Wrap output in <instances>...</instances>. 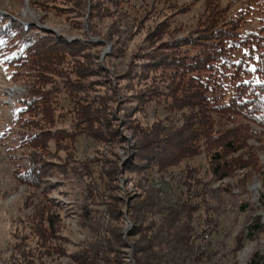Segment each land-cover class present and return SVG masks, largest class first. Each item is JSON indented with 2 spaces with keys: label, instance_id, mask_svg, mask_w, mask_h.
<instances>
[{
  "label": "trees",
  "instance_id": "trees-1",
  "mask_svg": "<svg viewBox=\"0 0 264 264\" xmlns=\"http://www.w3.org/2000/svg\"><path fill=\"white\" fill-rule=\"evenodd\" d=\"M72 1L80 3L79 0ZM129 2L90 0V26L95 27L100 16L112 14L123 23H143L144 19L133 17L126 9ZM250 4L252 8L262 6L264 0H251ZM178 10L187 11L188 8ZM249 12L244 9L234 11L231 3L225 4L222 0H205L204 11L196 27L186 35L180 36L179 29L171 30L169 18L155 25V38L163 32L169 33L170 38L159 43V47H154L153 51L133 58L132 65L135 66H131L121 78L122 84H119L121 88L129 84V96L138 104L137 110H133V107L126 110L122 106L113 109L114 105L111 106L110 97H115L117 75L111 72L107 74L104 65L98 62L102 53L94 51L104 45L105 40L95 41L90 38L70 41L44 31L34 23L23 25L9 12H0V40L4 41L0 49L14 51L5 61L14 67L12 75L15 80L23 79L31 86L28 93L18 99V109L13 120L19 133L20 147L25 150L28 163L15 169L16 180L41 189L43 196L49 197L48 190L54 183L48 184L41 180L51 174V170L54 171L53 166L59 164L45 158L61 152L72 156L74 142L82 134L100 140L119 141L122 139V131L116 124L132 130L140 140L147 138L141 144L137 138L136 154L127 164L134 171L155 167L164 169L181 159L203 153L209 155L211 173L217 175V180L235 178L238 176L235 171L238 170L248 174L262 167L259 152L264 148V26L241 35L240 29ZM123 42V39L117 44L114 42V50L106 54V57L118 55L121 47L118 43ZM238 50H243V53L236 60L235 53ZM87 54L93 56L94 62L87 60ZM95 76H101V79H88ZM229 81L233 82V86L229 85ZM99 85L105 87V94L91 95L93 88ZM221 88L224 93L220 95L218 90ZM62 98L71 103L67 111L71 119L67 126L59 125L64 116L57 113ZM162 98L167 99L168 108L182 109L195 104L199 109L185 114L182 126L171 132H167L170 129L165 124L164 128L158 125L145 128L140 125L132 114L140 112L148 102ZM137 157L139 160L135 161ZM109 176L105 180V199L99 201V197L94 194L89 198V203L96 200L110 216L115 215V218L120 219L123 212H115L113 207L115 204H123L125 199L117 194L112 195L113 177ZM206 186L205 192H199L200 195L204 193L200 201L193 203L186 200L168 205L160 224L154 223L153 215L160 213L158 210L164 207V198L159 190L164 197V187L154 190L153 201L142 195L130 196L134 210L130 216L133 229L129 235L139 236L132 244V257L136 264H221L215 258L222 259L236 254L242 246L239 234L228 251L215 246L210 248L208 242L203 244V234L207 231L212 234L218 230L220 222L213 217H207L202 222L191 219L192 213L201 207H205L209 215L211 212H219L224 199L221 194L212 193L217 190L233 192L230 183L214 189H207ZM199 194L196 191L194 196ZM58 207L59 204L47 198L28 216L31 222H36L33 227L41 226L43 231L36 236L42 241L53 234L54 225L60 218ZM248 208L249 205L245 204L243 210ZM262 228L261 224H249L248 236L255 238L256 232ZM119 229L118 234L110 230L106 243L96 239L95 244L103 247L98 252L92 253L87 248L81 251L79 262L105 264L101 259L104 257L111 264H127L123 248L128 245L122 238L121 226ZM53 249L48 246L46 250H56L57 253L62 251L60 247ZM248 264L264 262L256 252L251 255Z\"/></svg>",
  "mask_w": 264,
  "mask_h": 264
},
{
  "label": "rangeland",
  "instance_id": "rangeland-1",
  "mask_svg": "<svg viewBox=\"0 0 264 264\" xmlns=\"http://www.w3.org/2000/svg\"><path fill=\"white\" fill-rule=\"evenodd\" d=\"M79 1L80 3L76 4L72 0H0V11L9 12L23 25L30 22L42 30H44L42 27H46L49 30L44 31L70 41L90 38L95 41L105 40L106 43L95 48L94 51L102 53L98 62L104 65L103 69L107 74L111 72L117 75L115 97L113 95L110 97L111 106L114 105L113 109L122 106L126 110L128 107H133V110L138 107L129 96V84L122 88L119 85L122 84L123 75L131 66H135L132 65L134 63L132 59L142 53L153 51L159 43L170 38V34L166 32L155 38L153 27L169 18L171 30L179 29V35L184 36L196 27L205 8V0H129L126 9L133 17L144 19L143 23L138 25L131 24L132 22L123 23L120 18L112 14L100 16L96 20L97 25L91 27L90 0ZM222 1L225 4L231 3L234 11L238 12L242 9L250 11L240 29L241 35L264 26V4L252 8L249 7L251 0ZM87 4L88 6L85 7ZM185 7L188 8L187 11L178 10ZM121 39L124 42L118 43V46L121 44L119 54L106 57V54L114 50V42L117 44ZM106 50L109 52L104 55ZM13 53L14 51L0 49V61H2L0 63V264H81L78 256L81 251L87 248L92 253L98 252L103 247H98L102 246L101 244H95L96 239L99 238L102 243H106L108 241L106 236L110 230L113 229L112 231L118 234L120 226L122 238L128 245L123 248L126 252L125 263L136 264L132 257L134 251L132 244L139 236L129 235L133 229L130 216L132 217L131 212L134 210L130 204V196L142 195L143 198L153 201L154 190L157 187H164L166 189L164 197L159 189L162 199L164 198V207H160L158 210L160 213L153 215L154 223L160 224L166 215V207L171 203L186 200L195 203L201 200L204 193L200 195L199 192L200 190L205 192V184L207 189H214L226 183H230L232 193L226 190L212 193L221 194L224 199V204L218 209L219 212H211L209 215L205 207H201L192 213L191 219L192 221L199 219L202 222L207 217H213L215 221L220 222L218 230L212 232L210 248L215 246L228 251L239 234L241 248L235 255L230 254L222 259L215 258L221 264H248L251 255L256 252L262 256L264 262V148L259 152L262 167L248 174L235 171L238 175L235 178L217 180V175L211 173L207 153L181 159L164 169L155 167L134 171L128 168L127 164L136 154L138 137L132 130L116 124L122 131V139L119 141L100 140L82 134L74 142L72 156L61 152L45 158L51 163L59 164L53 166L54 171L51 170L52 173L41 180L47 181L48 184L54 183L48 190L49 197L45 198L41 189L17 181L15 169L28 163L27 154L20 147L19 133L13 125V120L18 109V99L27 94L31 86L23 79H14L12 75L14 67L5 61ZM242 53L243 50L236 51V60L242 57ZM87 60L94 62L93 56L88 54ZM99 78L101 79V76L88 79L99 80ZM126 82L127 80L124 81ZM229 85L233 86V82L229 81ZM104 88L101 85L94 87L91 95L105 94ZM218 91L220 95L224 93L222 88ZM70 106L68 99L59 100L57 113L64 115L60 126L69 125L71 117L67 111ZM198 107L193 104L182 109L168 108L167 99L162 98L148 102L143 105L140 112L132 115L145 128L151 125L164 128L163 124H165V127L168 126L170 129L167 132H171L182 126L185 114L194 112ZM145 139L147 140L143 137L144 141H142L138 138L139 144L146 142ZM239 152L242 153L243 150L240 149ZM237 154L239 153L234 155ZM137 160L138 157L135 158V161ZM110 174L113 177L112 195L117 194L125 199L123 204H115L113 207L115 212L118 210L123 212L120 219L115 218V215L110 216L96 200L89 203V198L94 194L99 197V201L105 199L107 196L105 180ZM188 181L192 183L189 185ZM185 189H190L191 197L188 196L189 190L186 192ZM196 191L200 196H194ZM47 198L59 204L57 209L60 218L54 225L52 236L43 238L42 241L36 236L43 231L41 226L33 227V223L36 225V222H31L28 216ZM245 204H248L249 208L244 211ZM96 207H99L97 211H95ZM255 223L261 224L263 228L256 232L255 238H250L247 226ZM33 231L35 234H32ZM207 242L203 240V244ZM48 246L54 249L60 247L62 251L60 253L54 249L53 252L47 251ZM101 259L105 264H111L104 257Z\"/></svg>",
  "mask_w": 264,
  "mask_h": 264
},
{
  "label": "built area",
  "instance_id": "built-area-1",
  "mask_svg": "<svg viewBox=\"0 0 264 264\" xmlns=\"http://www.w3.org/2000/svg\"><path fill=\"white\" fill-rule=\"evenodd\" d=\"M203 235H205V239L208 241V246H209V242L212 239V234L209 231H207Z\"/></svg>",
  "mask_w": 264,
  "mask_h": 264
},
{
  "label": "water",
  "instance_id": "water-1",
  "mask_svg": "<svg viewBox=\"0 0 264 264\" xmlns=\"http://www.w3.org/2000/svg\"><path fill=\"white\" fill-rule=\"evenodd\" d=\"M42 28H43L44 30H49V29L46 28V27H42ZM108 52H109V51L106 50V51L104 52V55H105L106 53H108Z\"/></svg>",
  "mask_w": 264,
  "mask_h": 264
},
{
  "label": "snow or ice",
  "instance_id": "snow-or-ice-1",
  "mask_svg": "<svg viewBox=\"0 0 264 264\" xmlns=\"http://www.w3.org/2000/svg\"><path fill=\"white\" fill-rule=\"evenodd\" d=\"M4 43L3 40H0V45H2ZM0 63H2V61H0ZM253 71H255V69H252Z\"/></svg>",
  "mask_w": 264,
  "mask_h": 264
},
{
  "label": "bare ground",
  "instance_id": "bare-ground-1",
  "mask_svg": "<svg viewBox=\"0 0 264 264\" xmlns=\"http://www.w3.org/2000/svg\"><path fill=\"white\" fill-rule=\"evenodd\" d=\"M205 241H207V240H206L205 237H204V242H205Z\"/></svg>",
  "mask_w": 264,
  "mask_h": 264
}]
</instances>
